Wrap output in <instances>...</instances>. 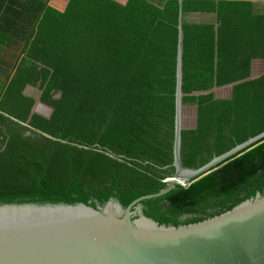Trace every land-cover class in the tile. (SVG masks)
Here are the masks:
<instances>
[{"label": "trees", "instance_id": "trees-1", "mask_svg": "<svg viewBox=\"0 0 264 264\" xmlns=\"http://www.w3.org/2000/svg\"><path fill=\"white\" fill-rule=\"evenodd\" d=\"M44 4L0 5V18H31V27L17 22L25 36L0 38V50H12L3 54L10 59L6 81L31 36L0 95V203L97 207L115 198L126 207L167 186L175 171L180 9L217 13V23L181 21L183 102L198 105L197 127L182 131L183 165H203L264 131V13L254 12V0ZM230 83L231 98L197 94L219 86L216 94L229 96L224 85ZM27 84L43 89L39 100L23 93ZM184 119L194 122L193 107ZM258 192L264 194V141L189 185L140 203L145 215L178 226Z\"/></svg>", "mask_w": 264, "mask_h": 264}, {"label": "water", "instance_id": "water-1", "mask_svg": "<svg viewBox=\"0 0 264 264\" xmlns=\"http://www.w3.org/2000/svg\"><path fill=\"white\" fill-rule=\"evenodd\" d=\"M40 18L41 14L38 20ZM182 42L180 21L172 162L175 171L167 177V186L159 192L136 198L126 207L115 198L97 207L84 202L0 203V264H264V194L258 192L221 214L178 226L159 223L143 213L142 199L162 195L177 184L189 185L264 141L262 131L214 155L203 165H183L182 131L197 127L198 105L183 102ZM234 84L224 85L231 87L230 96H218L216 88L219 86L197 94L213 91L216 98H231ZM30 85L23 90L25 95H28L26 89ZM42 92L40 89L36 100ZM189 106L195 109V119L190 125L184 119L185 109Z\"/></svg>", "mask_w": 264, "mask_h": 264}, {"label": "crops", "instance_id": "crops-1", "mask_svg": "<svg viewBox=\"0 0 264 264\" xmlns=\"http://www.w3.org/2000/svg\"><path fill=\"white\" fill-rule=\"evenodd\" d=\"M49 1L48 4H51L59 9H64L69 0H57L55 2H51L50 0H45V4L44 7L46 5V3ZM58 1H60V3H57ZM119 3L122 4H126L128 2V0H115ZM255 2V6H254V12L255 13H264V0H254ZM47 4V5H48ZM0 5L3 7H8L9 6H14V8L17 5V0H0ZM182 9H180L181 11ZM179 18H181L180 21H188V22H195V23H217V13L216 12H211V11H190V12H181V17L179 15ZM19 18H0V38H7L8 40L11 39V37H23L25 36V33H23L22 31V27L18 29V22ZM21 26L28 23V26L30 27L31 25V18H20L19 20ZM182 24V23H181ZM6 40V39H5ZM2 43H0L1 46ZM6 47V46H5ZM1 48V47H0ZM7 51H12L9 48H5V50H0V59L1 62L0 63V86L1 88L4 86L5 84V73H3L6 69H7V63H9L10 59L8 57V55L6 54V56H4L3 54L7 53ZM12 70V69H11ZM8 78V77H7ZM7 80V79H6ZM34 87L33 85H30L27 87L26 92L29 96L34 97L36 95V97H38L40 95V92L36 91H31L29 88L30 87ZM36 88V87H34ZM38 88V87H37ZM40 90V88H39ZM33 95V96H32Z\"/></svg>", "mask_w": 264, "mask_h": 264}, {"label": "rangeland", "instance_id": "rangeland-1", "mask_svg": "<svg viewBox=\"0 0 264 264\" xmlns=\"http://www.w3.org/2000/svg\"><path fill=\"white\" fill-rule=\"evenodd\" d=\"M57 0H55V2H56ZM51 2H54V0H50V3ZM57 3H60V1H58ZM17 6V5H16ZM20 6V5H19ZM31 27V26H30ZM34 87H36L35 89L37 90V92H40V90H39V87L38 86H34ZM38 87V88H37ZM33 96V95H32ZM55 96H59V93H56L55 94ZM230 96V95H229ZM34 98H36V95L34 96ZM186 105H191L190 103H186ZM188 125H190V124H188Z\"/></svg>", "mask_w": 264, "mask_h": 264}]
</instances>
